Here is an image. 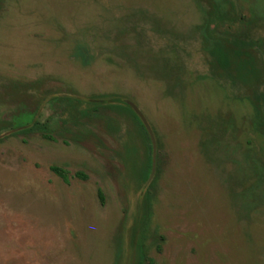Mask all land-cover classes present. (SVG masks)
<instances>
[{
    "label": "rangeland",
    "instance_id": "1",
    "mask_svg": "<svg viewBox=\"0 0 264 264\" xmlns=\"http://www.w3.org/2000/svg\"><path fill=\"white\" fill-rule=\"evenodd\" d=\"M0 264H264V0H0Z\"/></svg>",
    "mask_w": 264,
    "mask_h": 264
},
{
    "label": "trees",
    "instance_id": "2",
    "mask_svg": "<svg viewBox=\"0 0 264 264\" xmlns=\"http://www.w3.org/2000/svg\"><path fill=\"white\" fill-rule=\"evenodd\" d=\"M124 109H127L135 118L139 119L138 116L136 115V113L134 112V110L130 106H128L127 104H125ZM38 128H39L38 126H34V127H31L29 129L22 131V133H31L33 131L38 130ZM54 172L66 180L65 175L61 171L54 169ZM100 197H101V199H103L102 193H100ZM144 205H145V208L148 209V207H149L148 199H145Z\"/></svg>",
    "mask_w": 264,
    "mask_h": 264
}]
</instances>
